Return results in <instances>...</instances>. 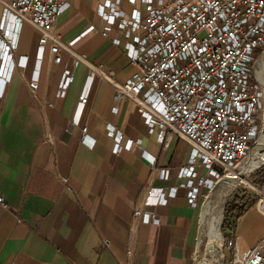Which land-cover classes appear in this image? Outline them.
I'll list each match as a JSON object with an SVG mask.
<instances>
[{
    "label": "crops",
    "instance_id": "obj_1",
    "mask_svg": "<svg viewBox=\"0 0 264 264\" xmlns=\"http://www.w3.org/2000/svg\"><path fill=\"white\" fill-rule=\"evenodd\" d=\"M66 1L42 51L39 30L21 23L11 75L0 78V264H200V208L189 204L186 186H178L186 181L179 169L190 144L173 136L164 146L136 104L115 97V85L134 72L127 54L132 36L118 20L102 34L101 0ZM120 7L127 15L135 9L144 14L145 3L120 0ZM2 12L0 5V21ZM35 73L32 93L28 82ZM108 125L122 136L118 153ZM129 139L139 147H125ZM161 168L168 169L166 179L158 176ZM148 182L178 186L166 204L145 208L158 216L157 224L133 215ZM208 190L199 188L200 200ZM232 220L224 239L232 238L235 255L244 258L264 238V211L250 203ZM226 249L227 262L233 254Z\"/></svg>",
    "mask_w": 264,
    "mask_h": 264
},
{
    "label": "built area",
    "instance_id": "obj_2",
    "mask_svg": "<svg viewBox=\"0 0 264 264\" xmlns=\"http://www.w3.org/2000/svg\"><path fill=\"white\" fill-rule=\"evenodd\" d=\"M144 14L135 9L127 15L120 0H101L97 13L107 26L118 25L131 35L127 54L134 72L122 84H116L115 97H129L145 119L149 132L157 134L164 146L173 136L184 138L191 146L188 162L179 169L186 178L187 198L192 207L200 202L201 186L212 190L223 181L250 152L261 131V90L255 80L257 51L264 50V0H142ZM0 48L9 79L18 46L22 22L40 32V50L54 38L53 29L68 5L66 0H0ZM93 29V26L90 27ZM64 73L58 95L66 92ZM111 78V75H107ZM5 82V81H4ZM32 93L38 86V74L29 80ZM82 96L80 104L86 102ZM114 137V152L121 148L122 136L107 126ZM81 140L86 138L82 127ZM129 139L125 147H139ZM154 164V160L152 161ZM203 169L204 174L199 171ZM166 179L168 169L158 170ZM67 182V178H63ZM178 186L154 187L146 183L133 209L134 219L157 224L156 214L147 206L166 204ZM256 204L264 211V183L253 186ZM4 199L0 195V203ZM260 203V204H259ZM222 248L232 249V258L222 264H264V238L244 258H238L232 238L223 239ZM131 255V250H127Z\"/></svg>",
    "mask_w": 264,
    "mask_h": 264
},
{
    "label": "rangeland",
    "instance_id": "obj_3",
    "mask_svg": "<svg viewBox=\"0 0 264 264\" xmlns=\"http://www.w3.org/2000/svg\"><path fill=\"white\" fill-rule=\"evenodd\" d=\"M262 60V61H261ZM257 71L260 73L257 74ZM255 80L257 81L260 90H261V99H262V107L260 111V124L261 131L257 140L253 143L250 152L248 155L231 171L228 173L229 176H232L234 172H239L248 182H250L253 186H259L261 183L258 182V174L257 173L262 167H264V163L260 164L258 168L252 169L251 172L247 170V165L249 160L254 156L256 160L260 159V154L264 152V138L261 137L262 129H264V50L258 55L256 63H255ZM239 193L241 199V204L244 205V208L247 207L250 203H254L256 201V194L253 190V187L248 183L240 180L239 178L233 180H223L219 182L212 190H208L207 194L201 197L199 208L201 212V252L203 253L202 257L206 258L210 262H214L213 256L207 252V246L209 242V226L211 218L217 216L221 213V223L219 226V232L221 236L224 238V234L221 230L225 207L228 200L233 196L234 193ZM224 252L227 254L228 250L224 248ZM221 257V254L216 255Z\"/></svg>",
    "mask_w": 264,
    "mask_h": 264
},
{
    "label": "bare ground",
    "instance_id": "obj_4",
    "mask_svg": "<svg viewBox=\"0 0 264 264\" xmlns=\"http://www.w3.org/2000/svg\"><path fill=\"white\" fill-rule=\"evenodd\" d=\"M8 73H9V70L4 65L3 70L1 72V76H0L1 82H4L6 80V78L8 77ZM258 73H260V71H257V74ZM260 138L261 139L264 138V129H262V133H261ZM257 154L260 155L259 160H256L255 157L253 156L248 162L247 170L249 172H251L252 169L254 170V168L256 169L260 164L264 163V152H262L261 154L259 152H257ZM236 178H239L240 180L244 181L245 183H248L249 185H251V183L248 182L245 178H243V176L239 172H234V174L232 176H227L223 180H233ZM221 216H222L221 213H219L217 216L211 218V220L209 222L210 223V226H209L210 238H209V242H208V246H207L206 250L208 253H210L213 256L214 262H210L206 258H202L200 264H222L221 257L216 256L217 246H221L223 243V237L221 236V233L219 232V226L221 223Z\"/></svg>",
    "mask_w": 264,
    "mask_h": 264
},
{
    "label": "trees",
    "instance_id": "obj_5",
    "mask_svg": "<svg viewBox=\"0 0 264 264\" xmlns=\"http://www.w3.org/2000/svg\"><path fill=\"white\" fill-rule=\"evenodd\" d=\"M261 53V51H257V56ZM257 173L258 174V182L264 183V167H262ZM241 197L239 193H234L233 196L228 200L226 207H225V214H224V221L222 225V232L223 234H227L233 230V216L235 213L240 214L244 210V205L241 204Z\"/></svg>",
    "mask_w": 264,
    "mask_h": 264
},
{
    "label": "water",
    "instance_id": "obj_6",
    "mask_svg": "<svg viewBox=\"0 0 264 264\" xmlns=\"http://www.w3.org/2000/svg\"><path fill=\"white\" fill-rule=\"evenodd\" d=\"M258 168V167H257ZM224 239V238H223ZM222 253V246H217L216 249V255L221 254Z\"/></svg>",
    "mask_w": 264,
    "mask_h": 264
}]
</instances>
